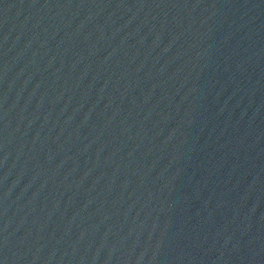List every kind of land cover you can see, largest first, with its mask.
Segmentation results:
<instances>
[{"label": "water", "instance_id": "95a60500", "mask_svg": "<svg viewBox=\"0 0 264 264\" xmlns=\"http://www.w3.org/2000/svg\"><path fill=\"white\" fill-rule=\"evenodd\" d=\"M264 144V0H0V264H195Z\"/></svg>", "mask_w": 264, "mask_h": 264}]
</instances>
